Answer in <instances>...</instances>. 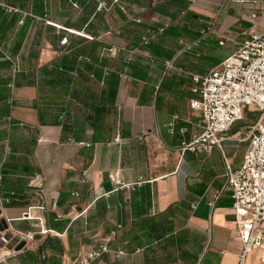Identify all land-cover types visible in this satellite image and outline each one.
<instances>
[{"label": "crops", "instance_id": "crops-1", "mask_svg": "<svg viewBox=\"0 0 264 264\" xmlns=\"http://www.w3.org/2000/svg\"><path fill=\"white\" fill-rule=\"evenodd\" d=\"M261 33L264 0H0V264H237L225 167L258 113L182 149L194 79Z\"/></svg>", "mask_w": 264, "mask_h": 264}, {"label": "built area", "instance_id": "built-area-1", "mask_svg": "<svg viewBox=\"0 0 264 264\" xmlns=\"http://www.w3.org/2000/svg\"><path fill=\"white\" fill-rule=\"evenodd\" d=\"M64 44V42H63ZM198 100H191L189 107L201 115L203 126L193 142L183 151L213 148L220 144L232 125L243 117L244 109L258 113L254 127L248 129L245 139L249 146L240 169L232 172L225 167V188L233 201L235 229L241 244L237 264H244L246 257L258 253L257 264H264V33L252 36L238 45L237 50L212 69L203 78H195ZM109 180L118 185L117 174ZM7 203L0 198V210ZM19 240L31 236L17 233ZM9 237L0 235V246L8 244ZM107 252L101 246L75 264H97L96 259Z\"/></svg>", "mask_w": 264, "mask_h": 264}, {"label": "water", "instance_id": "water-1", "mask_svg": "<svg viewBox=\"0 0 264 264\" xmlns=\"http://www.w3.org/2000/svg\"><path fill=\"white\" fill-rule=\"evenodd\" d=\"M22 247H23V244H21V245L16 249V251H19Z\"/></svg>", "mask_w": 264, "mask_h": 264}]
</instances>
